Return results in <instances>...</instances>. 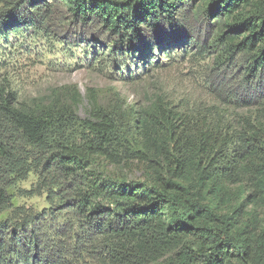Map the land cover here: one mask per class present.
<instances>
[{"label": "trees", "instance_id": "obj_1", "mask_svg": "<svg viewBox=\"0 0 264 264\" xmlns=\"http://www.w3.org/2000/svg\"><path fill=\"white\" fill-rule=\"evenodd\" d=\"M21 28L148 66L181 40L213 102L89 88L82 116L74 84L21 99L0 74V264H264V0H0V37Z\"/></svg>", "mask_w": 264, "mask_h": 264}, {"label": "rangeland", "instance_id": "obj_2", "mask_svg": "<svg viewBox=\"0 0 264 264\" xmlns=\"http://www.w3.org/2000/svg\"><path fill=\"white\" fill-rule=\"evenodd\" d=\"M205 26L202 21L194 22L193 33L201 38ZM66 37L26 28L6 39L0 37V74L9 73L12 87L21 99L39 98L52 88L74 84L82 95V116L88 108L89 88L105 100L117 92L136 107L148 104L155 94L213 102L209 92L211 57L196 53L195 47L178 48L183 46L181 40L155 52L156 62L148 66L143 56L134 57L133 53L124 58L117 56L111 62L96 44ZM166 53L168 56L164 57ZM35 181L36 176L30 174L21 185L29 188ZM19 203L37 208L46 205L44 196L20 198Z\"/></svg>", "mask_w": 264, "mask_h": 264}]
</instances>
